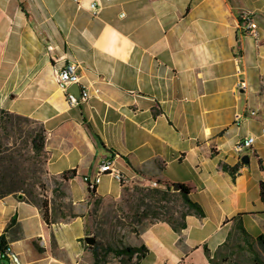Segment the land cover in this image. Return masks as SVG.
<instances>
[{
	"label": "crops",
	"instance_id": "obj_1",
	"mask_svg": "<svg viewBox=\"0 0 264 264\" xmlns=\"http://www.w3.org/2000/svg\"><path fill=\"white\" fill-rule=\"evenodd\" d=\"M72 61L90 94L75 107L56 76ZM0 109L45 126L47 169L77 170L75 201L107 157L136 180L190 187L204 216L182 232L146 224L131 238L149 250L138 264H212L205 247L214 255L238 220L264 235V0H0ZM251 134L254 148L236 153ZM223 164L241 165L235 178ZM89 225L87 213L47 224L26 197L0 198V236L23 264H94Z\"/></svg>",
	"mask_w": 264,
	"mask_h": 264
},
{
	"label": "trees",
	"instance_id": "obj_2",
	"mask_svg": "<svg viewBox=\"0 0 264 264\" xmlns=\"http://www.w3.org/2000/svg\"><path fill=\"white\" fill-rule=\"evenodd\" d=\"M0 112L5 113L11 117L16 116L19 119H28L33 120L37 124H39L38 128L30 129L27 132V138L25 142L30 144L32 151L37 156H42L46 147V128L45 126L29 117L17 115L10 113L4 109H0ZM6 123V122H5ZM0 124H2V119L0 120ZM16 128L21 131L22 127H20V123L17 122L15 125ZM6 129V127H5ZM22 136V132L20 133ZM6 138L13 136L9 132L5 133ZM13 140L11 143H3L0 141V198L5 197L9 194H19V192L23 191L26 194V198L32 203L41 207L44 219L47 224L56 223L59 221H68L75 219L83 214L76 213L70 207L69 211H61V207L55 205L51 199L46 197L45 199L39 200L36 194L35 185L37 182H26V177L29 176L32 171H39L38 167H32L30 164L26 166L25 162L21 159V152L16 148L17 140L12 137ZM15 139V140H14ZM11 144V145H10ZM223 169L229 172L234 178L240 171V164L236 165H228L223 164ZM9 171L12 173L10 174ZM142 176L144 175L142 170H139ZM14 174V175H13ZM59 176L64 183L67 185L68 182L77 176L76 169H68L60 173ZM157 187L150 186H139L137 185L135 192H127L129 190H123L125 184H121L122 186V195L121 198L128 195V201L130 199H137L139 205L133 206L131 205V209L135 212V216L139 218V221H142L143 218H149L152 214L154 215V220L150 221L153 223L155 221H165L169 223L174 230L177 232H182L183 229L186 228V218L190 214H195L198 216H204L205 212L203 207L193 201L190 197V188L185 186L184 184H169L168 182H164L161 179L155 180ZM25 183L31 186L30 190H26L23 188ZM174 185L180 186V191H173L172 187ZM163 186V188L161 187ZM165 188V189H164ZM87 189L89 192V197H97L103 198L98 195L96 187L91 188L87 183ZM28 194V195H27ZM66 194V197L72 202V197L70 194ZM175 199L176 201L180 200L183 208L181 210H177L175 208H168V205L164 204V207L167 209L165 213H161L153 210L154 207L159 206L164 202L171 201ZM261 199L264 202V181H261ZM146 200H150L149 203ZM143 205H147V209L141 210ZM152 210V212H151ZM242 214L237 215L235 218L241 217ZM90 217V216H89ZM90 227V233L93 234L97 238V233L92 230ZM141 230H136L135 233L139 234ZM236 237L238 241L236 243H232L233 237ZM7 244L5 234L0 236V248L4 247ZM91 249L94 255V264H106L113 260L119 261L121 264H138L139 260L142 259L147 253L148 248L143 244L141 246H134L131 244H125L117 247H106L104 248L100 242L96 240L95 245L90 246L87 245ZM247 251H252L260 254V256L255 255L252 259L254 264H264V235L255 236L251 234L246 227L244 226L241 220H238L236 223V231L232 233L227 241H225L215 252L214 255L211 254L210 250L205 247V252L212 264H229L232 261L234 264V259H231L230 254H246ZM113 254L114 258H109V255Z\"/></svg>",
	"mask_w": 264,
	"mask_h": 264
},
{
	"label": "rangeland",
	"instance_id": "obj_3",
	"mask_svg": "<svg viewBox=\"0 0 264 264\" xmlns=\"http://www.w3.org/2000/svg\"><path fill=\"white\" fill-rule=\"evenodd\" d=\"M1 119L2 124H0V141H3V143L5 144L11 143L13 140L12 137L14 136V138L17 140L16 148L22 154L20 160H23L26 166L30 164L32 167L34 166V168H39V171H32L30 172L29 176L26 177V182L28 183L37 182V184L35 185V190L36 194L38 193L37 197L39 198V200L48 197V199H51L52 202L55 203V205L61 207V211H69V208L72 207V210L76 213H87L90 216L89 226H91L92 230L97 233L96 240L100 242L104 248L110 246L117 247L125 244H131V238L135 237L134 235H136L135 231L141 230L146 224L154 220V215L152 214L151 216H149V218H143L142 221H139L140 219L135 216V212L130 208L131 205H139L137 199H130L128 201V195L124 196V198H113V196L120 190L121 184L117 180L113 179L110 175H102L101 182L98 184L100 195L108 197H89L87 202L75 201L72 198V202H70L65 194H70L69 185H64L59 176L52 175L47 169V153L44 152L42 156H37L32 151L30 144H27L25 142V139L27 138V132L32 128H38L39 124H37L33 120L22 118L19 119L16 116L11 117L5 113L0 112V120ZM17 122H19L20 127H22L21 131H19L15 126ZM7 132H9L13 136L6 138L5 133ZM21 132L22 136L20 135ZM98 164L99 163H97V165ZM97 169L98 168L93 170V175L91 176L96 175ZM9 173L11 174L12 172L9 171ZM82 181H79L80 184H83L80 185L81 190L84 191L85 186L87 195L89 196V192L86 186L87 184L85 183L84 179H82ZM137 185L144 187H157L153 184V182L143 181L140 179L136 180L133 178V182L131 184L125 185V187H123V190L125 191L129 188L127 192H135ZM161 187L163 188V186ZM23 188L26 190H30L31 186L25 183V185H23ZM19 194H23L24 197H27L23 191L19 192ZM149 201L150 200H146L147 203H149ZM164 204L168 205V208H175L177 210H181L183 208L180 200L176 201L175 199H172L171 201L164 202L159 206L154 207V212L158 211L161 213H165L167 209L164 207ZM143 209H146L148 211L147 205H143L141 207V210ZM237 241L238 239H236V237L234 236L232 243H236ZM255 255L260 256V254L252 251H247V253L243 255L230 254L231 259H234L235 264H254L252 259L255 257ZM109 258H114V255L110 254ZM229 264L234 263L230 261Z\"/></svg>",
	"mask_w": 264,
	"mask_h": 264
},
{
	"label": "built area",
	"instance_id": "obj_4",
	"mask_svg": "<svg viewBox=\"0 0 264 264\" xmlns=\"http://www.w3.org/2000/svg\"><path fill=\"white\" fill-rule=\"evenodd\" d=\"M90 8L94 15H98L100 11L99 3L92 2L90 4ZM241 20L243 30L250 36L254 37L255 40H259V27L257 22L253 19V16L250 13L245 12L241 15ZM56 76L59 85L66 93V98L70 106L75 107L88 100L90 94L87 87L81 85L80 83L81 77L79 74V65L76 62L72 61L66 63L57 70ZM74 83H79L81 85L80 97H77L74 93L68 92V88ZM251 113L255 114V111H251ZM255 141L256 136L251 134L237 141L234 145V151L242 155L245 151L254 148ZM102 175H110L120 184L127 185L133 182V177L123 172L116 165L115 158L111 157H107L102 161L99 166V171L94 176V178H91L89 175H85L83 179L86 184L88 183L91 188H94L101 182ZM153 184L157 186L156 182H153ZM0 264H23V262L21 260L20 254L10 244L7 243L4 247L0 248Z\"/></svg>",
	"mask_w": 264,
	"mask_h": 264
},
{
	"label": "water",
	"instance_id": "obj_5",
	"mask_svg": "<svg viewBox=\"0 0 264 264\" xmlns=\"http://www.w3.org/2000/svg\"><path fill=\"white\" fill-rule=\"evenodd\" d=\"M80 90H81V85L79 83H74L68 88V92L74 93L77 97H80ZM172 189L173 191H180V186L174 185ZM20 196L23 197V194H20ZM85 240L87 244L90 246H93L96 243V237L93 234L87 235L85 237Z\"/></svg>",
	"mask_w": 264,
	"mask_h": 264
}]
</instances>
